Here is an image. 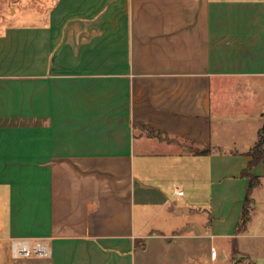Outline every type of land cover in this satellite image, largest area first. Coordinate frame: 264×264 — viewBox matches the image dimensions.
I'll return each mask as SVG.
<instances>
[{
	"label": "crops",
	"instance_id": "1",
	"mask_svg": "<svg viewBox=\"0 0 264 264\" xmlns=\"http://www.w3.org/2000/svg\"><path fill=\"white\" fill-rule=\"evenodd\" d=\"M263 127L264 0H0V264H264Z\"/></svg>",
	"mask_w": 264,
	"mask_h": 264
},
{
	"label": "built area",
	"instance_id": "2",
	"mask_svg": "<svg viewBox=\"0 0 264 264\" xmlns=\"http://www.w3.org/2000/svg\"><path fill=\"white\" fill-rule=\"evenodd\" d=\"M183 194V193H181ZM47 253V247L44 244H33L31 247L26 242H15L13 244V254L15 257L42 256ZM215 249H212L213 257H216Z\"/></svg>",
	"mask_w": 264,
	"mask_h": 264
},
{
	"label": "trees",
	"instance_id": "3",
	"mask_svg": "<svg viewBox=\"0 0 264 264\" xmlns=\"http://www.w3.org/2000/svg\"><path fill=\"white\" fill-rule=\"evenodd\" d=\"M262 133L264 134V127L262 130ZM263 159H264V135L262 136V134H261V139H260L259 143L257 144V146L255 147V150L253 152V160H252L251 164L249 165V169L254 167L256 164H258ZM256 183H257V179L252 178L251 183H250L249 192H250V190H252L256 186ZM248 200H249V193L246 197L245 202L247 203ZM246 212H247V210L245 208V210H244L245 216H246Z\"/></svg>",
	"mask_w": 264,
	"mask_h": 264
},
{
	"label": "water",
	"instance_id": "4",
	"mask_svg": "<svg viewBox=\"0 0 264 264\" xmlns=\"http://www.w3.org/2000/svg\"><path fill=\"white\" fill-rule=\"evenodd\" d=\"M190 231H197L195 227L191 228Z\"/></svg>",
	"mask_w": 264,
	"mask_h": 264
},
{
	"label": "rangeland",
	"instance_id": "5",
	"mask_svg": "<svg viewBox=\"0 0 264 264\" xmlns=\"http://www.w3.org/2000/svg\"><path fill=\"white\" fill-rule=\"evenodd\" d=\"M164 214H166V212H164V213L159 217V219H161V218L163 217Z\"/></svg>",
	"mask_w": 264,
	"mask_h": 264
}]
</instances>
